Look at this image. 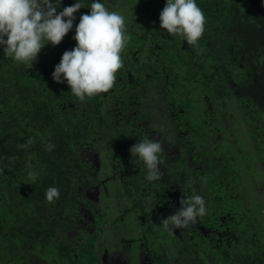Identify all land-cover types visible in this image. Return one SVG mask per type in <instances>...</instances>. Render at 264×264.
Wrapping results in <instances>:
<instances>
[{
	"label": "flooded vegetation",
	"instance_id": "flooded-vegetation-1",
	"mask_svg": "<svg viewBox=\"0 0 264 264\" xmlns=\"http://www.w3.org/2000/svg\"><path fill=\"white\" fill-rule=\"evenodd\" d=\"M102 2L109 11H119L125 16V34L129 40L122 52L123 64L132 57L128 67L123 65L118 70L116 83L105 96L104 108L108 114L111 109V115L130 123L132 127L131 130H122L119 133V136L124 137L121 140L116 136L110 137L109 130H100L93 136L102 134L114 138L115 141L102 145L97 150L92 146L91 149L90 146L84 148L86 153L81 158L84 166L92 169L91 172L88 171V177L94 184L95 194H91L92 200L88 204L82 202L78 210L72 213L73 217L67 224L68 231H76V234L82 231L85 235L82 241L91 238L90 242L96 248L94 264H158L164 261L159 259L164 255L153 254V249L157 247L162 252V249L168 248L171 239L169 248L174 252L172 237L183 241V230L188 235L187 239L196 240V250H192L195 255L192 256V262L197 260V264H205V257L210 264H215L211 261L213 248L227 247L226 250L219 251L225 256L224 264H254L252 254L242 257V253L246 252L244 248L235 257L231 255L230 258L227 253L228 250L231 254L233 252L230 249L233 246L232 239L238 240L247 231H252V234L259 232L255 228L257 223L252 226L251 222L242 218L250 210L258 219L257 211L242 202L239 210L231 208L229 199L233 194L230 189L237 182L225 179L220 171L214 176L217 186L208 190L201 187L198 181L203 176H199L196 171L203 167H199V162L188 163L189 157H185L186 151L188 154L192 151L189 143L195 136L200 137L196 141L203 136L208 140L205 144H216L220 153H232V148L225 149L222 145L232 140L237 141L233 139L230 122H245L250 117L243 104L235 98L240 92L241 84L230 80L227 61L231 60V56H228L223 41L225 33L208 30L205 40L207 44L204 40L194 45L188 44L182 37L177 39L176 35H168L166 30L160 28L158 17L165 6V0H147L146 3L142 0ZM65 6L70 5H60L58 9ZM244 7H248L247 0ZM82 9L84 11L74 13L76 20L73 21L71 33L67 34H74L80 15L89 12L88 8ZM67 34L63 39L65 42L68 41ZM73 47L74 44L64 43L62 50L60 46L62 53L56 55L57 63L63 52ZM202 68L206 71L204 78H209L207 84H204L200 74ZM199 105L203 107L202 112L194 111V107ZM189 118H200L210 126L204 131L195 127L189 128L185 123ZM243 128L248 141L242 142L250 149L249 142L253 141L248 137L246 122ZM226 131H230L231 135L225 137ZM145 137L158 139L162 145L161 177L152 182L144 179L145 173L138 176L139 170L144 166L136 160L131 161L128 152L130 145ZM19 143L22 148L23 138ZM187 144L188 147H185ZM253 146L252 150L256 151L254 142ZM113 149H116L117 157L113 156ZM66 159L63 167L70 164V159ZM259 171L264 173L262 162ZM248 184H244L245 193ZM157 188L161 193L155 194L158 195L157 201L153 202L151 193ZM191 194L204 197L207 201V214L186 228L164 231L159 217L174 211L179 207V200L183 195ZM249 196L250 194L248 200ZM221 200H224V204ZM92 216L98 217L96 227L93 225L95 220ZM235 216L242 220H236ZM174 241L178 244L175 239ZM152 247L154 248L151 250ZM209 248L213 251L208 250ZM176 250L181 251L177 246Z\"/></svg>",
	"mask_w": 264,
	"mask_h": 264
},
{
	"label": "trees",
	"instance_id": "trees-1",
	"mask_svg": "<svg viewBox=\"0 0 264 264\" xmlns=\"http://www.w3.org/2000/svg\"><path fill=\"white\" fill-rule=\"evenodd\" d=\"M74 2L62 0L61 5H72ZM82 2L87 4L88 0ZM142 2L146 3L147 0ZM245 2L197 0L206 15L205 31L199 41L204 40L206 43L208 30L225 33L223 41L228 56H231V60L227 61L230 80L241 84L235 98L250 115L245 121L248 137L260 149L259 159L264 167V5L261 0H247L250 5L244 7ZM60 10L63 8L57 11ZM80 10L84 11L81 8L77 12ZM67 35V42L63 38L59 45L45 44L30 68L5 58L0 51V264H94L95 261L96 248L90 242L91 238L82 241L85 238L82 231L76 234V231L70 232L67 229L72 213L78 210L82 202L88 204L92 200L91 194H95L94 184L88 177V171L92 169L84 166L81 156L86 153V146L97 150L115 141L111 136L123 139L119 133L131 130L132 125L111 115V109L108 114L103 108L108 92L81 102L69 92L66 83L53 81L51 74L57 64L56 55L62 53L60 46L64 50V43L76 44L72 39L74 34ZM200 74L204 84H207L209 78H204L206 71L203 68ZM185 123L189 128L195 127L201 131L210 126L204 120L195 118H189ZM100 130H109L110 137L102 134L93 136ZM201 137L198 144L194 140L190 141L192 151L190 154L186 151L187 156L184 155L189 157L188 163L199 162V167H203L196 171L199 176H203L198 183L205 190L213 189L217 186L215 173L220 171L225 179L237 182L230 189L233 194L229 199L231 208L239 210L241 202L252 207L251 201L247 199L250 193L248 190L245 193L242 187L247 180L239 176L237 160L229 161L231 153H220L216 144H205L208 140ZM21 138L24 144L32 141L30 148H20ZM49 143L53 146L51 150L46 146ZM116 152L113 149L115 157ZM66 157L70 159V164L63 167ZM114 160L117 161L116 158ZM30 169L40 173L32 183L27 180ZM254 171L257 173V169ZM144 173L145 169L142 168L138 176ZM184 178L185 181L186 175ZM49 187H57L60 193L59 198L51 203L45 199V190ZM160 193L158 188L151 193L153 202L157 201L158 195L155 194ZM221 203L224 204V200ZM92 217L96 227L98 217ZM242 218L251 222L252 226L257 223L255 228L259 232L252 234V231H247L238 240L232 239L233 246L237 245L232 246V254L228 250L227 255L230 258L231 255H240L244 248L253 255L254 264H264V225L260 230L250 210ZM235 219L238 220V217L235 216ZM187 236L183 230V241L172 237L174 252L169 248L171 239L168 248L162 249V252L152 247L153 254L164 255L159 258L164 261L158 264H197V260L192 262L196 240L187 239ZM174 239L178 244H175ZM175 245L181 251H177ZM226 249L218 247L213 248V251L209 248L213 251L211 261L224 264L225 256L219 251ZM203 261L210 264L205 257Z\"/></svg>",
	"mask_w": 264,
	"mask_h": 264
},
{
	"label": "clouds",
	"instance_id": "clouds-1",
	"mask_svg": "<svg viewBox=\"0 0 264 264\" xmlns=\"http://www.w3.org/2000/svg\"><path fill=\"white\" fill-rule=\"evenodd\" d=\"M62 0H0V51L7 59L29 68L47 43L59 45L73 29L74 13L81 8L89 12L79 17L72 39L76 42L71 50L63 52L54 66L51 78L58 84L66 83L70 93L83 102L87 98L107 93L117 80V72L123 66L122 51L127 47L125 16L119 11H109L102 0H82L62 11H57ZM264 5V0H261ZM250 5V4H248ZM67 18V19H65ZM159 26L168 35H178L188 44H196L205 31L206 15L197 0H165L159 13ZM32 141L21 145L28 149ZM49 150L52 145H46ZM128 152L132 160L141 162L148 182L161 177L158 139L145 137L132 144ZM40 173L30 169L29 183ZM59 189L49 187L45 199L51 203L59 198ZM208 212L206 201L200 194L183 195L179 207L167 216L159 217L164 231L172 232L195 224Z\"/></svg>",
	"mask_w": 264,
	"mask_h": 264
},
{
	"label": "rangeland",
	"instance_id": "rangeland-1",
	"mask_svg": "<svg viewBox=\"0 0 264 264\" xmlns=\"http://www.w3.org/2000/svg\"><path fill=\"white\" fill-rule=\"evenodd\" d=\"M131 62H132V57L129 58L128 62L125 61L123 65L125 67H128ZM105 102L106 100H104L103 108L105 106ZM193 110L202 112L203 107L202 105H199V107H194ZM230 124L234 136L233 139H236L237 141L232 140V142L229 143L227 142L226 145L222 143V145L225 149H231V148L233 149L231 153L232 156L229 158V161L235 159L237 160L238 167L240 169V172L238 173L239 176H244L247 180V181L245 180L246 181L245 183H249L247 186L248 191L250 192L249 199L251 201V205L254 211H257V216L259 217L257 219V222L259 225V229L261 230L264 225V173L262 171H259V168H261V162L258 154L260 152V149L257 148V146H255L257 150L256 151L252 150V148L254 147L253 142H249L248 146L250 149H248V147L242 142V141L245 142L248 141V138L244 133V128H243V125L245 126L244 121L233 120L230 122ZM229 134L231 135V132L226 131L225 137H228ZM207 135H212V134H207ZM199 138L200 137L195 136L192 137L191 140H194L196 144H198V141L196 140H198ZM259 146H261V143L259 144ZM254 157H256V160L254 159ZM255 163L257 164L256 166ZM255 169H258V173L254 171ZM240 219L241 218H238V220ZM245 248L247 249L246 246ZM247 250H251V249H247ZM247 255H250L249 251L242 253V257H245Z\"/></svg>",
	"mask_w": 264,
	"mask_h": 264
}]
</instances>
